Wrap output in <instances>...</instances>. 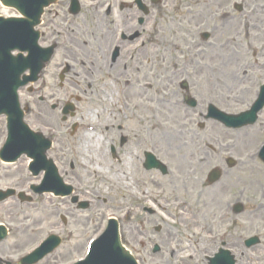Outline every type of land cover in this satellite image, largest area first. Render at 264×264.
<instances>
[{
  "label": "rangeland",
  "instance_id": "obj_1",
  "mask_svg": "<svg viewBox=\"0 0 264 264\" xmlns=\"http://www.w3.org/2000/svg\"><path fill=\"white\" fill-rule=\"evenodd\" d=\"M182 1H184L183 4H189V9L198 8L197 5L192 4V2L194 3L195 0H175V5L171 4L170 1H167L166 3L161 4V8L158 10L162 12V17L152 19L148 23V29L150 31H145V37L149 36L150 39H154L156 36L157 39H162V43L160 40H158L160 46L158 49L152 48V54L151 52H148V63L145 62V66H143V70L147 73V78H149V80L146 81H148V83L151 85L150 91L154 92L157 87H164L166 88V90H164L165 94L171 96L173 101L182 98L181 90H177L175 87L177 80L181 77H178L172 82L169 81L171 84H168L166 81L162 80L163 75L166 73L167 67L174 64V59H171L172 54L168 51L165 52L163 45L165 43L169 45V42L170 44L178 43L179 48L181 51H183H176V53L173 55H176L179 58L180 54H182L181 58L186 55V51H193L196 53L195 50H200L201 47H193L192 49H186L185 47L187 45V41H190L191 38H195L196 35H187L186 33H189V28L190 31L193 32L192 28L194 25H198V29L200 30L205 27L199 19H195L189 23V25L186 22H183V20H179L178 12H184L186 10V8L183 7ZM88 8L89 7H85L80 17L81 19H77L79 22L77 33L71 36L66 47L61 50L62 59H66L68 64L72 66L69 80L70 83L66 81L62 88H60L59 85L57 87V71L47 68L43 70L41 78L34 84V87L37 88L38 94H44V91H49L50 95L57 94L60 97L67 96L69 98V96L73 97L74 95L80 96L81 101L78 103L77 115L73 121L90 123L96 127L100 137V143L98 145L99 149L84 148L82 151L79 150L81 148H79L78 145L84 136L82 132L78 133L74 137L66 136L64 128H60V122H57L59 121L57 115L51 113L49 108H47L44 103L35 106L34 104L38 101L34 98V96L32 100L28 98L27 92L25 90H21V92H19V97L22 105L26 101L28 103L32 102L33 106H31L34 109L39 108L42 111L41 117L35 115L36 111L30 115H27L29 117L27 122L32 128L38 129L43 133H46L47 131L45 130L46 126L54 127L55 130L61 131L62 135L59 138V141L61 144L60 147L61 149L63 148L64 151L58 158L59 162H61L63 166H66V162H68L69 158H75L74 161L77 166L75 171L76 178L79 179L80 183L82 182L83 187L90 189L92 192L94 191L95 194L97 193L96 197H104L103 199H105V201H98L96 203V207L89 213L78 212L75 213L76 215L69 212L68 204L64 205L60 210H58L59 203L56 198H51L48 200L45 199V195L35 196L31 192H29V194L33 197V202L31 204L22 205L13 198H10L4 203H0V223L5 224L10 231L5 241L0 244V256L8 258L7 254H15L22 251L24 252L34 247L46 232H51L52 229L55 230L57 226H60L58 217V213L60 211H64L65 213L71 215V220H69L68 225L77 230L76 233H74V239H77L83 233L84 237H87L102 222L104 213L107 211H113V214L116 217H119L117 220L119 222L120 233L122 235L123 241L132 251L139 264H201L200 248L203 238L200 235V231L199 233L197 232V226L201 224V220L199 216L188 219V215L190 214L185 212V214L181 216L179 222V220L175 217L178 215V209L173 207L172 202L175 198H177V196H179V198H184L185 200H194L195 207L199 206L200 200L202 199L206 202L207 199L210 200L211 204H213L212 202H216L225 205L230 199H233L240 193L245 194V196L242 198V202L246 201L245 203L248 207L264 200V171L262 169L250 167V163L253 162L252 160H248L245 157L246 152L252 149L254 142L257 139L264 137V133L258 135L253 140V142H248L247 138H241V134L237 135L236 133L225 132L211 123L206 124L205 128L200 130L195 126L197 120L193 119V111L186 112L175 107L162 106L161 109H159L160 111H157L152 115L149 113L148 117V112H146V120L144 119V122H138L140 125L136 122V120H134V126L131 127L125 120L126 125L128 126L127 133L130 132V136L132 135L131 130H138L137 127L140 126V128L143 129L144 124H146V126L151 131L156 129L160 130V126L162 124L166 129L170 131L172 130L174 133H177L178 131L181 132L179 133L180 139L178 143L185 139V145L181 147V149L175 150L177 151L178 155L174 157L166 154L164 151L165 148L163 144L160 143L158 136L154 137L155 142L152 139L146 140L144 142L145 149L150 148V144H156L154 145L155 150L159 153V156L164 158L163 161L166 163L169 169V173L167 175H150L148 178H141V181L137 180L135 183L133 181V184L135 185L134 187H131L132 189H130H136L138 192H140L135 193L136 195H147L151 201H147V198H142L140 201H135L129 198L128 193H122L116 189L118 184L115 181H111L110 179V182L107 184V186H105L99 183L98 177L96 175L84 176L83 170L77 164L78 161L82 159L81 157H83L87 163L89 162L91 166L100 169V172L103 175L99 174V176L106 175L108 177H112L117 182L120 180V185H124L123 179L121 178V174L124 173V171L128 172L129 175L130 172L134 174L135 172L137 173L138 171H141V166H139L137 164V160H135L131 167H129L126 163L127 169L124 166H121V174H118V176L114 175L113 171L115 170H113V167L115 166L116 162H113L110 157H108L107 150H105L106 134L104 133L105 130H103V125L109 121L115 124L125 117L124 114H126V108L124 99L128 94H126L125 97L118 96L116 91L119 86L117 81L114 80L115 84L112 88L115 92L109 95L110 98H108V107L105 105V103L99 105L95 100V83H92V88H85L88 87L87 84L93 81V79L88 75L90 73L89 71L92 70L90 63L93 62V49L94 51L98 49V52L101 53L102 50L107 48V46L110 44V38H108V41L105 42L98 40V36L100 34L101 36H108V30L105 27H102V25L105 23L102 22L101 15ZM199 9L202 8L200 7ZM209 10L214 13L216 11V7L214 8L213 6H210ZM12 13V10L4 9L0 5V14L9 15ZM108 24L109 25H107V27L115 26V22L112 21ZM133 25L137 28L136 23ZM37 29L40 31L39 44L44 46V14L41 18V24L37 27ZM175 31L176 34L174 33ZM179 37H184L185 40L187 39L186 42L184 39H180ZM93 38L96 39L97 44L92 41ZM144 43L146 46L148 45L147 39L144 41ZM206 51V63L212 67L215 65L221 67L219 64L221 63L220 59L223 57L227 58L228 56L227 54L222 55L218 54V52H212L214 50H211L210 48L206 49ZM126 54L127 53L124 52V56H126ZM133 55L135 54L133 53ZM131 56L132 54H130V57H128L131 58ZM126 62L128 66L129 63H131V59ZM198 62H204V60H198ZM136 65L140 66L141 63L137 62ZM188 65L190 66L188 67L187 72H197V70L191 68L192 64ZM119 68L120 67L114 66L115 71L119 70ZM198 68H202V66L200 65ZM204 68L205 66H203V69ZM203 69H201V74L195 77L197 82L203 86L206 92V96L204 93V96L201 97V104L206 99L209 101L211 100L219 107H224L223 105L226 103L229 105L227 108H232L234 104L228 103V101L236 102V100H230L229 97H232V95H228H230L232 92L225 91L224 88L216 86L214 77H217V74L216 76L213 74L215 69L211 68L212 71ZM129 72L131 73V69H129ZM230 73H234V70H232ZM222 75L223 72L218 75V79L220 81L228 82L227 79L224 80ZM110 80V77L106 79L105 86L107 91ZM93 91L94 93H92ZM219 92H221V94ZM218 94L223 98L217 99ZM223 94H225V98L227 100H225ZM250 97V94L245 96L240 95V100L237 103H240L242 106L244 101L247 102ZM96 106L98 107V110H95L93 114V108ZM169 107L170 109L172 108L171 111ZM107 109L112 112L110 113L112 115L110 116L111 120L109 119V113L106 111ZM1 122L2 121L0 120V126ZM106 137L108 140L112 139V135H107ZM186 143L188 144L187 146ZM203 143H211L214 146L219 147L218 157L216 155L212 156L210 152L206 151L203 147ZM197 144L203 147V152H201L200 148L196 150L199 152L195 151L194 145ZM146 145L148 147H146ZM131 147L132 145L128 144L122 149V160H124L125 157L127 159V151H132V149H130ZM190 147L193 148L190 149ZM221 148L225 150H222ZM225 151L231 153L234 158H237L238 167L234 168L233 170L220 167L223 171L224 181L222 185L218 186L216 189V198L211 199L210 195L212 193L207 192L205 188L203 189L200 186V181H198L200 179V164L196 162L195 156L201 155L206 157L207 163L200 166V168L204 171V168L209 163V165H220V157L226 155L227 152ZM192 152H194V155ZM206 152H208L209 156H205ZM61 157L63 159H61ZM178 171L181 172V179L185 181L183 185L181 180L176 179L178 176L176 172ZM115 177L117 178L115 179ZM40 179V174L38 176H32L28 173L26 165L23 161L12 167L0 165V188H3L6 185L17 184V189L28 191L27 187L24 185L29 183L36 184L40 181ZM142 180H145L146 185L141 184ZM183 188L187 193L183 192ZM162 189H164V193L162 192ZM201 190L202 192L204 190V195L201 193ZM150 203L153 204L152 207L156 210V213L151 216L145 213L142 208L143 206L151 205ZM125 205H130L133 208V210H131V216L126 218L122 212L125 208ZM235 219L236 218L230 217V220L232 221H235ZM173 221H177V223L173 224ZM155 223H160L162 226L161 233H156L153 231V225ZM218 228L220 230L228 228L229 232L226 235L222 231L224 237L228 240L232 238L230 241L233 244H239L245 236L248 234L250 235L251 233H256V230L261 231L260 233L264 236V214L252 219H242V222L240 223H238V220H236L235 223L230 224V226H226V221H224V223H222ZM187 238L189 239V243ZM143 242L145 243V247L142 246ZM153 243L161 245L164 252L160 255L153 254L151 251ZM173 248L176 250L177 254L173 257H170L168 252ZM240 249H242L241 246ZM61 256L62 253L57 250L54 254L47 257L45 264H55L56 262H59ZM39 264H44V261Z\"/></svg>",
  "mask_w": 264,
  "mask_h": 264
},
{
  "label": "flooded vegetation",
  "instance_id": "obj_2",
  "mask_svg": "<svg viewBox=\"0 0 264 264\" xmlns=\"http://www.w3.org/2000/svg\"><path fill=\"white\" fill-rule=\"evenodd\" d=\"M89 3H98L104 10V16H109L116 6L120 7L122 11L124 8H131L132 19L139 18L141 13L136 9L133 3H126L124 0H86ZM162 0H160L161 2ZM83 0H79L82 6ZM70 0H58V3L46 13L44 20V29L47 30L48 39H50L54 32L60 28L59 20H63L68 16V6ZM207 7H204V10ZM217 10V38L218 41L223 44L226 39H230V44L227 48L232 49L238 53L241 57V63L243 65L258 62V57L264 59V0H216ZM251 11L252 13H249ZM70 16V15H69ZM64 17V18H62ZM144 25V22L142 26ZM137 37H140V33H137ZM249 55V56H248ZM264 64V63H263ZM261 84H258L260 86ZM198 96L202 95V88L195 84L191 85ZM189 86L186 91H189ZM251 90L242 91L243 96L251 94ZM121 122L116 126L115 136L112 137L110 145V154L112 158H118L115 154V150L122 149L128 142V136L124 133V126ZM113 127V126H112ZM109 130V127H106ZM113 135V131H110ZM139 143V142H136ZM113 146L115 150L113 149ZM60 152V151H58ZM56 151V157L59 155ZM62 173V171H61ZM239 244H231L230 250H236L240 252ZM255 251L252 255L256 257V260H252L249 256H245L244 260L241 257L244 253H239L236 257L234 264H264V254L254 247Z\"/></svg>",
  "mask_w": 264,
  "mask_h": 264
},
{
  "label": "bare ground",
  "instance_id": "obj_3",
  "mask_svg": "<svg viewBox=\"0 0 264 264\" xmlns=\"http://www.w3.org/2000/svg\"><path fill=\"white\" fill-rule=\"evenodd\" d=\"M218 65H215L214 67L212 66H207L206 69H215L214 73L215 76L217 74H220L221 72V67H219ZM212 71V70H211ZM214 76V75H213ZM138 78L132 82H129L127 84V86L125 85V82L123 80V74L121 72H119L118 74H116L115 76L111 75V80L108 83L109 88H108V95H111V93H113L114 89L112 87H114L113 84V80L116 79L117 80V84L119 86V88L122 89L123 92L128 93V95L125 97L124 99V103H125V107L127 108V110L130 112L131 115H133L137 122H144V119L146 120V112L147 113V117L148 114L150 113V115L154 114L157 111H160L159 109H161V107H166V106H170L173 107V102L170 100L169 96L167 94H165L164 90H166V88L164 87H157L156 91H155V95L152 92H147L144 88H143V81L148 77V75L146 73H141L137 76ZM215 78V77H214ZM124 93V94H125ZM179 105H182V103H179ZM169 107V109H170ZM172 110V108L170 109V111ZM143 115V116H142ZM142 116V117H141ZM145 117V118H144ZM154 127V126H151ZM144 130V139L145 140H149L150 138H153L155 136H158L159 141L161 144H163V146L170 151H173L175 148L178 149L180 148V144L181 142L178 143L180 137H179V133H181L180 131H178L177 133L172 132V130H168L165 128L164 125L161 124L160 126V130H154L151 131L146 124H144L143 127ZM257 134V131H254L252 133H250V135L248 136L249 139H254V136ZM247 138V136H245ZM99 139L96 137V134L94 132H85L83 139H82V143L80 145L81 147V151L85 148H93L96 145L94 143H98ZM128 158H127V162L132 160V155L128 152ZM138 160V158H137ZM85 160L83 159L82 163H84ZM140 163V161H139ZM116 170H118V167L115 166L114 167ZM90 169V167H89ZM146 171V170H145ZM123 175H125L123 173ZM126 182L130 183V180L126 178L125 180ZM49 196V195H48ZM177 205H180L181 203L177 201L176 203ZM34 223V221H33Z\"/></svg>",
  "mask_w": 264,
  "mask_h": 264
},
{
  "label": "water",
  "instance_id": "obj_4",
  "mask_svg": "<svg viewBox=\"0 0 264 264\" xmlns=\"http://www.w3.org/2000/svg\"><path fill=\"white\" fill-rule=\"evenodd\" d=\"M3 3L5 4H9L14 6L21 14H23L25 17H27L28 19H30V25L33 27L37 22L38 19L40 17V14L42 13V8L44 5L48 4L49 1L48 0H9L7 2L3 1ZM4 25L0 26V55H4L3 52H7L8 49H11V45H6V36L10 35V32L6 31L8 28V24H6V27L3 29ZM15 36V35H14ZM22 39L25 40V46H21L23 49H27L29 51V56L27 58V61H31V76L34 75V72L36 71V78L38 77L37 74L40 73L41 69L44 67V59L42 57V59H40L39 63H37V58L36 56L31 53V49L29 47V39L30 37L24 36ZM20 43V42H18ZM17 44V43H16ZM20 44H17V46H19ZM13 48L16 46H12ZM0 56V57H2ZM7 60L4 62L6 63ZM18 65V62L16 61V59H11L9 60V66L7 68V71L4 72V69L2 68L0 70V78L1 80H7L10 81L12 79H15V77L18 75L19 71L23 68H17L19 70H16V67ZM26 66V65H25ZM24 66V67H25ZM35 78V79H36ZM25 80V79H24ZM10 95H13V91L10 93ZM9 100V98H8ZM3 229V233L2 231H0V239H2L5 236V230Z\"/></svg>",
  "mask_w": 264,
  "mask_h": 264
}]
</instances>
